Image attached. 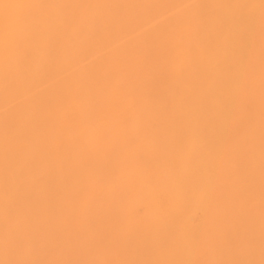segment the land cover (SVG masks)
<instances>
[{
	"label": "bare ground",
	"instance_id": "obj_1",
	"mask_svg": "<svg viewBox=\"0 0 264 264\" xmlns=\"http://www.w3.org/2000/svg\"><path fill=\"white\" fill-rule=\"evenodd\" d=\"M151 129L154 132L157 129L156 132L158 133L156 134L155 132L156 138H154L155 136ZM186 129L189 132V134L187 132L189 139H187L185 133ZM203 129L209 130L207 132H210L211 135L210 133L206 134V130ZM240 129H244L241 131L242 134ZM146 130H149L150 132H147L151 134L147 133ZM159 130H163V132ZM200 130H203L207 137L209 135V137H212V130L217 132V134L214 132L216 135L222 131V135L221 133L219 135L222 140L215 139L214 136L216 135H214L216 142L209 145L211 140L208 137L210 141H207V143L209 142L208 145L210 147L207 145L203 148L205 145L201 147L200 143L202 144L206 141L200 142V139H202L200 136L202 134L205 136V134ZM234 130L240 133L236 134ZM191 132H193V135ZM180 133L181 135L185 133V137L179 138ZM195 133L197 135H199L198 133L201 134L198 136V138L200 137L199 143L198 139H195L197 138V135H194ZM150 135L156 140L161 137L160 141L163 140V144H159L158 140L156 142L160 146H157V143L151 137L152 141H149ZM165 135L168 138L170 136L173 141H171L172 144ZM173 135L174 137L171 138ZM227 135L228 137H231V135L232 137H237L239 135V139L241 137L243 140H246L247 137L245 136H250V140L261 142V148L264 152V0H0V264H106V259L109 258L108 253L110 254V252H103V247H107V245L103 246L106 244L103 240V228L107 229L108 227H105V222L103 223V209L107 206L105 210L114 211L110 210L112 207L107 204L104 205V201L110 199L106 196V193L111 191L108 188L109 181L110 185L113 184L111 185L113 190L110 193L114 197L111 199L113 204H118V201L121 200L125 201L123 200L124 198H117V195L121 194L120 196H123V187H128V190L124 191H130L131 193H129L132 195L133 200L139 202L137 203L138 205L141 203L142 206L146 207V213H142L143 216H140V212L135 211L137 209L134 211L139 217L133 214V220L141 224L140 227L143 226L141 229L145 231L144 229L148 230L153 223L152 227L156 226L155 229L164 226L167 213L163 216L165 221L161 215L164 224H162L163 222H158L159 224L156 222L155 225L154 221H157L158 217H160L159 215L162 213L160 210L163 211V208H165L164 211L167 212L165 206L169 208L174 206L172 203L171 207L166 205L168 203L166 201L174 198L175 201H179L181 204L184 203V205L193 203L197 196L194 190L197 189L199 183H202L201 179L206 176V179L210 178V181L215 176L212 179L213 181L211 180L210 182L218 183L215 186L216 190H214L217 192L218 198L221 201L223 200L221 204L224 207L217 210L216 207L218 208V206H216L214 211H217L216 213H218L217 215L220 218L219 214L221 213L219 211L226 207V211L222 210L223 219L226 220L229 216H227L229 212L228 206H232L234 203L232 202L233 199L237 200L238 198V196L233 198L235 196L234 191L235 193L237 192L233 187L237 184L238 187L244 190L238 189L242 194L248 190L250 191L247 192L248 194L246 193L247 196L250 194L252 196L255 193L256 195L260 193V196H262L264 192L261 190V194V191L256 190L258 186H255L258 183H253L258 179V181L263 183V168H261V171L258 170L257 166H254L257 171H260L257 172L254 169L252 171L251 168L253 166L248 165L250 171L247 168L248 166L245 167L242 161L249 174L247 169H240V171L238 170L239 166H237L239 161L236 163L237 165L233 163V160L236 162L238 160L237 158L234 159V157L231 161L234 165L230 163V166L232 169L236 165L238 171L234 168V170L230 169V166L227 165L229 164L227 158L217 162L223 163V167H227V169L224 167V170H229L228 172L232 177L234 176L233 179L235 181L238 177L241 180L238 179V182L232 180L235 185L230 182L226 185L223 181L224 179H218L223 177L219 173L220 170L218 172L215 169L222 165H218L219 167L216 166L215 168V165L211 166L213 163H210V159L215 162L217 158L215 157V159L213 154L218 152L221 154L222 151L220 149L224 152L225 146L229 142V147H232V149L227 146L225 151L229 152L232 150L230 152L232 153L231 156H233V147L239 141L235 137L237 140L233 141L235 142L234 144L230 138L227 139ZM191 138L197 144L189 142L193 140ZM120 139L123 140L121 141ZM126 139L127 143L125 142L124 144L123 141H126ZM146 139L154 144L147 143ZM128 140L134 142L135 146L134 143L129 144ZM140 140L143 144L141 148L144 149L141 150L142 153L138 152V154L140 153L139 155L143 156L144 160H142L141 156H137L138 154L136 155V151L134 153L136 158L132 155L131 147L134 146L136 148L140 144L138 142ZM183 140V147L181 143L179 144H181V149L186 155L179 149L180 145H178V141L181 142ZM243 140L239 142L245 143V148H243L244 145L237 146L238 143L236 145L237 148L234 149L235 156L239 159L242 158L245 162L247 160L245 164L253 160L254 165H257L255 161L257 160L260 163L264 157L260 161V158L256 157L255 154L252 156V153H250V157L248 154L252 147L251 144L256 143L251 140L248 146L246 145L247 142H242ZM117 141L130 151L126 152L121 149L118 150L120 153H117L112 150L114 143L118 144ZM175 141L176 143H174ZM187 141L189 145L194 143L196 146L193 145L192 148V146L185 145ZM164 143H167L166 146ZM168 143L171 144V147L175 146H173V143L179 146H177V150L180 151H176L178 153L176 154L180 155L178 160H182L180 161L181 163L177 160L179 164H176V162H173V165L171 164L178 157L176 158V155L171 156L173 153L171 152V147L167 148ZM147 145L154 148L160 147L158 148L160 151L151 150L153 148L150 149ZM212 146L213 148L219 146L220 149L218 147V151L215 150L214 153H211L208 150L206 153V148H211ZM164 147L169 150L163 151L161 148ZM199 147L201 148L199 149ZM249 147L250 150L248 149ZM253 147L255 148V146ZM114 148L116 149V147ZM145 148H148L150 153ZM174 148L172 149L173 152L176 150ZM184 148L186 149L184 150ZM187 148L190 150L188 156ZM239 148L248 149L249 151L247 150L246 154L244 150L245 153ZM258 148L255 149L258 150ZM197 149L202 150L201 155L204 153L203 155L206 156V163L203 161L197 162L198 159L195 155L198 153ZM237 149L243 152H241L242 154L240 153L242 157ZM192 151L194 156L191 153ZM143 152L152 155L147 156ZM169 152L172 154H169ZM256 152L254 151V153ZM127 153H129V156H127ZM181 155L183 158H181ZM244 155L248 158L246 159ZM133 156L135 161L141 157L139 159L140 162H137L139 164L134 163ZM192 157L196 158V160L194 159L196 162L194 163L192 160L193 163H190H197L192 171L196 170L195 168L197 167H202L200 171H206L207 173L204 172L205 175L198 172L195 176L193 173L188 172L186 163ZM208 157L210 158L209 163ZM252 157L257 159L250 161ZM187 158L190 160H187ZM105 159H107V162ZM131 162L135 165H132L133 163ZM217 162L215 164H218ZM262 162L264 163V160ZM174 163L180 166L177 167ZM201 163L202 165H200ZM181 164H185L186 172L192 175H189L186 179L188 180L189 178L190 180L188 181L190 183L196 180L195 185L190 187L189 183L182 177L181 172H179L180 174L177 172L178 175H176V170L182 169ZM206 164H211L208 166L210 167L208 170H206ZM167 165L169 166L167 167ZM170 166L176 168L174 173L169 170H173ZM184 167L182 171H185ZM210 169L216 174H211L212 171ZM230 170L234 171V173H231ZM112 172L114 175H112ZM237 172L240 176H238ZM250 172H253L252 175L259 178L257 180H255V177L252 178V175L249 176ZM243 177L246 179L250 177L249 182L247 180V182L242 184ZM110 178L114 180L111 181L112 179L110 180ZM120 179L128 183L120 190L123 194L118 190L120 183L117 184L115 182V180L121 182ZM197 179H199L198 185ZM261 182L259 183L262 184ZM121 183L124 184L123 181ZM222 184L226 185V188ZM199 186L198 188L202 187L204 189L201 188L199 191L208 189V187L205 188L206 186L203 187L204 183ZM193 187L196 189L193 190ZM199 191L197 190V192ZM205 192V197L199 198L202 203L203 199H206L204 201H207V203L202 204L198 201L199 207L202 204L200 210L203 209L205 204H210L214 196V193H212L213 196L211 195V198L207 199L209 195L207 192L209 193V191ZM129 193L127 192V194ZM199 193H197L198 196L200 195ZM247 196H245V199L241 197V200L252 203L250 199L247 200ZM161 197L166 200L165 205L161 203L164 207L160 206V204L157 206L158 202H164L161 201ZM115 198L116 200H114ZM209 199L211 200L209 201ZM258 199L264 200V196ZM133 200L129 199L131 203L128 206L126 201L123 202L126 205H123V203L118 205L129 207L135 204ZM190 200L192 202H188ZM238 201L240 199L236 202L239 203ZM106 202L109 203V201ZM197 204L195 203L196 207H198ZM212 204H214L213 206L216 205L215 202ZM217 204L220 205L219 202ZM258 204L260 205V203ZM211 205H207L206 207L209 209L207 208V210L203 211L212 212L213 208H210ZM257 205L256 210L258 211L260 207H257ZM159 206L162 209L158 208ZM133 208H136V206ZM126 209L129 210L128 208ZM130 209L132 208L130 207ZM210 209L212 211H208ZM247 209L252 210L253 207L249 206ZM235 210L238 211V209ZM261 210L264 212L262 207ZM243 211L246 210L244 209ZM243 211V215L246 214ZM262 211L258 212H260L261 216H264ZM254 212L253 216L255 215L258 221H255V216L253 217L255 222L251 220V216H248L247 219L250 218L249 220L253 223H259L260 226L253 225L258 227V230L261 228L260 232L263 233L264 227L262 225L264 223L261 221L264 218L260 216L261 220L259 214L256 211ZM172 213L174 214V211ZM112 215L110 213V216ZM116 215L111 218L115 220L116 224L117 220H120L118 223L124 225L123 218L120 219L118 217V212ZM171 215H168V217H171ZM130 217L132 216L130 215ZM219 218L217 220L220 222ZM234 218L238 220L237 216ZM234 218L232 219L234 220ZM168 220L171 222L170 219ZM124 222H126L125 218ZM135 222L133 223L135 224ZM113 223L112 221L108 223V225L111 224V230L110 227L108 230H117L114 229ZM191 223L193 222L185 219L182 225L185 228H190L192 227ZM202 224L200 225L202 228L205 226L212 231L211 227L206 226L204 223ZM208 224L210 226L212 223ZM149 225L151 226L148 228ZM246 225L248 224L246 223ZM227 226L226 228L231 229L232 233H228L233 234V241L227 235L226 237L221 236V233L225 235V228L216 229L215 234L209 239L201 235L203 239H206L204 240L205 242H202L204 244V247L201 245L202 250L208 252L209 254H207L217 264H223L221 262L227 261H229V264H233L228 256H237V253H239L240 256H237V258L241 257L242 253L245 254L250 248L248 246L251 240L248 239L250 240H247L248 244L245 242L248 245L247 249L245 246L240 251L241 248L237 245L243 237L237 240V234L240 235L242 230L238 228L240 231L235 233L236 226L234 227L235 230L230 228L232 225L230 227L229 225ZM239 226L242 227L241 225ZM245 226L243 225L244 228H246ZM137 227L139 226L137 225ZM171 227L173 226L171 225ZM214 227L219 226L217 224ZM185 228H182V230ZM244 228L241 235L250 234L249 232L246 233L245 231L247 230L245 229L244 231ZM221 229L225 233L221 232ZM179 230L181 229H178V232H180ZM123 231L120 230V233ZM126 231L124 233H127ZM135 231L140 233L139 230L135 229ZM200 231L204 232L205 235L206 231L203 229H200ZM130 232L132 230H129ZM147 232V234L150 233V231ZM244 232L245 234H243ZM129 233L126 235L129 236ZM143 233L144 235L142 233L134 234V232L130 234L136 235V238H139V236L142 238L146 232ZM153 235H151L152 238ZM178 235L181 236V234ZM194 235L197 238L198 234L197 236L196 234ZM107 236L111 239L113 238L111 233H107ZM253 236L251 238H256L255 235ZM116 238H119V236ZM222 238H228L235 243L230 247L232 244L230 242L227 243V239L224 243ZM114 240H112L114 243L117 241L119 244L128 241L127 239L123 242L121 238H119L120 241L115 238ZM189 240L188 243H186L187 241L183 243L188 245L191 253L195 252L197 247L199 248L200 241L198 242L196 239L195 241L192 238ZM243 240L246 241L245 239ZM256 240L258 242L259 238ZM168 241L172 246L177 244V242L172 244L170 240ZM244 241L242 242L244 243ZM111 242L109 240L107 244L109 245ZM162 242L156 243L155 240V243L154 241L150 242L149 245L147 243L149 253L151 255L154 253L155 256L147 257V251L143 252V256L146 254V256L141 257L143 264L146 263L144 262L146 257L150 263L155 257L157 264H179L177 263L178 261L171 262L172 256L175 258L178 253L177 255L182 258L185 255L182 252H178L176 246L175 248L174 246L169 247V245L164 248V245H160ZM226 243L231 245L228 247V245H225ZM143 244L145 243L143 242ZM197 244L199 245L197 246ZM258 244L260 247H264L263 243L258 242ZM253 245L256 246V244H252L250 249L258 250L257 247H254V249ZM109 247L106 249H109ZM113 247L115 250V246ZM113 247L111 248L112 250ZM124 247L127 250L129 249L124 244H122V248L121 245L116 246V248L123 249L126 252ZM131 248L133 249L132 246ZM184 249L186 251V248ZM115 251L117 252H115L116 254L114 253L112 259L117 264L118 260L114 257L118 259L119 257L116 255L118 253L119 256L120 253L118 250ZM106 252L108 253L106 254ZM164 252H166V258L163 257ZM103 254L108 257L104 256L103 258ZM248 254L247 256H249ZM263 254L262 252L260 255L263 256ZM255 255L253 254L254 257ZM120 256H124V254ZM261 257L259 256L258 258L260 261L263 260L261 261V264H263L264 259L263 257L261 259ZM150 258L153 259L150 260ZM212 258L210 259L212 260ZM127 259L129 260V258ZM247 259L245 260L248 261L249 259ZM123 260L126 261V258ZM145 260L147 261V259ZM191 260L195 264V260ZM235 260L233 261L235 262ZM252 261L249 264H252ZM240 262L242 260L238 261V263ZM197 264H199V261H197Z\"/></svg>",
	"mask_w": 264,
	"mask_h": 264
},
{
	"label": "rangeland",
	"instance_id": "obj_2",
	"mask_svg": "<svg viewBox=\"0 0 264 264\" xmlns=\"http://www.w3.org/2000/svg\"><path fill=\"white\" fill-rule=\"evenodd\" d=\"M198 129H200V128H198ZM151 130H152V129H151ZM163 130H164V129H163ZM163 130H162V131L159 130V131H160V132H163ZM169 130H170V129H169ZM171 130H172V129H171ZM173 130H174V129H173ZM184 130H185V129H184ZM186 130H187V129H186ZM192 130H193V129H192ZM203 130H206V129H203ZM203 130H200V131H202V133H204ZM238 130H239V129H238ZM242 130H244V129H240V132H241ZM245 130L248 132L247 129H245ZM147 131H149V130H146V132H147ZM156 131H157V129L155 130V132H156ZM164 131H166V130H164ZM175 131H176V130H175ZM179 131H180V130H179ZM179 131H177V132H179ZM189 131H191V129H189ZM193 131H195V130H193ZM198 131H199V130H198ZM207 131H209V130H206V131H205L206 134H209L210 132H207ZM210 131H211V129H210ZM216 131H218V130L216 129ZM216 131H215V130H214V131L212 130V132H213L212 137H209V136L211 135V133H210V135L208 136L209 139H210L211 141H212V138H213V141H214L215 139L222 140V139H220V137H219L220 133H221V135H222V131L219 130L220 132H219L218 135H216V134H217ZM225 131H227V130H225ZM234 131H235V130H234ZM246 131H245V132L243 131V132H244V133H247ZM146 132H145V133H146ZM149 132H150V131H149ZM149 132H147V133H149ZM155 132L152 130V133L154 134V136H155ZM187 132H188V130L185 132V133H186V136L189 134V132H188V134H187ZM196 132H197V131H196ZM214 132H216V134H214ZM235 132H236V131H235ZM240 132H236V134H238V133H240ZM145 133H144V134H145ZM157 133H158V132H156V134H157ZM164 133H165V132H164ZM164 133H162V134H164ZM172 133H174V132H172ZM175 133H176V132H175ZM185 133H184V135H181V133H180L179 138L182 137V136L185 137ZM191 133H192V135H193V132H191ZM191 133H190V135H191ZM200 133H201V132H200ZM200 133H198L199 135H197L196 133L194 134L195 136L197 135V138H195V139H196V140L198 139V143H199V138H200V137L202 138V139H200V142L203 141V140H205L206 142H204V141H203V142L206 143V144H204V143L201 144V143H200L201 147H202V145H203V146L205 145V146L203 147V148H205V147L208 145V143H209V142L207 143V141H210V140H208V137L206 136L205 133H204V134H205L206 137H205L202 133H201L202 136H200V135H201ZM149 134H151V133H149ZM149 134H147V135H149ZM166 134H167V132H166ZM169 134H170V133H169ZM177 134H179V133H177ZM182 134H183V133H182ZM241 134H242V132H241ZM159 135H160V134H159ZM174 135H175V134H174ZM174 135H173L171 138H173ZM214 135L218 136V138H216V136H214ZM151 136H152V135H150L149 138H150ZM156 136H157V135H156ZM156 136H155L154 138H156ZM160 136H161V135H160ZM160 136H159V137H160ZM165 136H166V135H165ZM176 136H177V135H176ZM198 136H200V137L198 138ZM213 136L215 137V139H214ZM139 137H141V136H139ZM161 137H162V136H161ZM161 137H160V139H161ZM166 137H167V136H166ZM190 137H192V136H190ZM226 137H228V135H227ZM235 137H236V136H235ZM235 137H234V136L232 137V135H231V137H228L227 139L230 138L232 142L235 141L236 138L239 139V135H238L236 138H235ZM245 137H247V138H246L247 141L241 139V137H240L239 141L243 140L242 142H244V141L247 142L246 145H248V143H249V145H250V141H251L252 139L250 140V138H249L250 136H245ZM253 137H255V136H253ZM129 138H130V137H129ZM129 138H128V139H129ZM137 138H138V137H137ZM141 138H142V137H141ZM141 138H139V139H141ZM143 138H144V137H143ZM145 138H146V134H145ZM149 138H148V139H149ZM151 138H153V137H151ZM151 138H150L149 141H152ZM154 138H153V140H155V143H157V146H160L159 144H163V142H162L163 140L160 141V139H158L159 142H160V143L158 144V142H156V141H158V140H156V139H154ZM177 138H178V136H177ZM204 138H205V139H204ZM206 138H207V139H206ZM221 138H222V136H221ZM223 138H224V137H223ZM124 139H125V138H124ZM164 139H165V137H164ZM167 139L170 140V142L172 141V140L170 139V136H169V138L167 137ZM167 139H166V140H167ZM181 139H183V138H181ZM181 139H179V140H181ZM187 139H189L188 136H187ZM191 139H193V138H191ZM225 139H226V138H225ZM244 139H245V138H244ZM248 139H249V140H248ZM256 139H257V138H256ZM117 140H118V139H117ZM120 140H121V139H120ZM120 140H119V142H120ZM122 140H123V139H122ZM122 140H121V141H122ZM129 140H130V139H129ZM129 140H128L129 144H130V143H131V144L134 143V142L129 141ZM134 140H135V139H134ZM141 140H142V139H141ZM141 140L138 141V142L140 143L139 145L136 144V145H137L136 148L134 147V146H135V143H134V146L131 147L132 152H133L132 155H134L135 151H136V155L138 154V152H141V153H142L141 150H143L144 148H143V149L141 148V147L143 146ZM166 140H164V141H166ZM174 140H175V139H174ZM184 140H186V139H184ZM184 140L181 141V142L178 141V145H180V148H179V149H181V148L183 147ZM236 140H237V139H236ZM149 141L146 139V142H147V143H151V144L153 143V142H149ZM188 141H189V140H188ZM188 141L186 142L187 144H185V145H189ZM211 141H210V144H209V145H211V144H215V142H216V140L214 141V143H213V141H212V143H211ZM223 141H224V140H223ZM223 141H222V142H223ZM239 141H237V144H238V143H239V144H238V145L236 144V145H237V146H240V145L242 146V145H244L243 148H245V143H241V142H239ZM252 141H253V140H252ZM255 141H256V140H255ZM255 141H253V142L256 143V144H253V145L251 144L252 147L250 146V147H251V150H252V148H254L253 146H255V148H258V147H260V148H258V150L254 148L255 150L253 149V150H252L253 152H252V151L250 150V147H249L248 149H249L250 151L247 149V150L249 151V154H248V155L250 156V155H251L250 153H252V156L255 154L256 157L260 158V159H259V161H260V160L264 157V152H263V149L261 148V147H262L261 142H259V143H260V144H259L257 141H256V142H255ZM258 141H259V140H258ZM117 142H118V141H117ZM119 142H118V144H115L116 142L114 143L113 147H116V149H115V148L113 149V147H112V150L116 151L117 153H120L118 150H121V149H124L126 152H129V151H130L126 146H122L123 144H122V143H119ZM123 142H124V144H125V142L127 143V139H126V141H123ZM138 142H137V143H138ZM143 142H144V141H143ZM146 142H145V143H146ZM167 142H168V141H167ZM172 142H173V141H172ZM172 142H171V144H172ZM189 142H195V141H194V139H193V140H191V141H189ZM217 142H218V141H217ZM219 142H220V141H219ZM224 142H225V141H224ZM174 143H176V141H175ZM174 143H173V146L175 145L174 147H177L178 145H176V144H174ZM179 143L182 144V147H181V144H179ZM195 143L197 144V142H195ZM227 143H228V142H227ZM227 143H225V144H227ZM233 143L235 144V142H233ZM141 144H142V145H141ZM153 144H154V143H153ZM164 144H165V143H164ZM166 144H167V143H166ZM166 144H165V146H166ZM168 144H169V143H168ZM171 144H169L167 148L171 147V146H170ZM185 145H184V147H185ZM193 145H195V144L192 143V144H190L189 146H192V148H193ZM209 145H208V146H209ZM219 145H220V144H219ZM223 145H224V144H223ZM231 145H232V144H231ZM236 145H235V146L233 145V146H234V147H233L234 149L237 148ZM249 145H248V146H249ZM256 145H257L258 147H257ZM152 146H153V145H152ZM155 146H156V144H155ZM161 146H162V145H161ZM195 146H196V145H195ZM195 146H194V147H195ZM227 146H228V148H230V147H229V146H230V142H229V144H228ZM227 146H225V147L227 148ZM128 147H129V145H128ZM147 147H149V145H147ZM174 147H171V148H170V149H171V152L173 153V155H171V156H175V155H176V158H177V157H178V158L175 159V160L173 159L174 161L170 160V161H172V163H171L172 165H173V162H176V164H177L178 161H179L178 159L180 158V155H179V156L177 155V154H178L177 152L180 151V150H177L179 146H178L177 148H174ZM186 147H187V146H186ZM197 147H198V146H197ZM201 147H199V149H200ZM209 147H210V146H209ZM209 147L206 148V153L208 152V150H209V152L214 153L215 150H217V148H218L219 146L216 147V148H213V146H212L211 148H209ZM214 147H215V145H214ZM220 147H221V145H220ZM220 147H219V149H220ZM117 148H118V149H117ZM149 148H150V149L153 148V149H151V150H154V149L158 150V148H160V147H155V148H154V147H149ZM167 148L164 147V148H161V149H163V151L169 150V149H167ZM173 148H174V150L176 149L175 152H173V150H172ZM188 148H191V147H188ZM188 148H187V149H188ZM192 148H191V150H193ZM221 148H222V147H221ZM223 148H224V146H223ZM226 148H225V149H226ZM241 148H242V147H241ZM246 148H247V147H246ZM138 149H139V150H138ZM145 149H146V148H145ZM164 149H165V150H164ZM185 149H186V148H184V150H185ZM199 149H197L198 153L195 154V155H196V158L198 159L197 162L199 163V162L203 161V162L206 163V162H207V160H205L206 156L203 155V154H204V153H203L202 155L205 156V157L203 158V156L201 155V151H202V150H199ZM225 149H224V152H223L222 149H220V151H222L221 154H220L219 152H218L219 154H218V153H214V154H213V155H214V158H215V157L217 158V160H215V162H213L214 160H212V159H210V158L208 157V163H209V159H210V163H213L212 165H211V164H209V165H211V166L215 165V168H216V166H218V165L221 166V165L223 164V163H218V162H217L218 160H222V159H224V158H227L228 161H227V159H225V160L229 163V164L226 163V164L229 165V166H230L231 164H233V163L236 164V163H238V161H239L238 165L236 164L237 166L240 167V168L238 167V170H240V169H244V170H246L247 168L249 169V166H251V167L253 166V168L250 167V168L252 169V171H253V169H254L255 171H257V168L255 169V167H254V166H257V167H258V170H261V168H263L262 170L264 171V163L262 162L264 159L259 163V162H257V160H256L257 158H256V157H255L256 159H254V157H252V158L250 159V161H251L252 159H254V161L256 160L255 163H257V165H254L253 160H252L250 163L245 164V163L247 162V160H246V162H245L244 160H242V158L239 159L238 157H236V156H235L236 154H235V152H234V151H235L234 149H233V153H234L233 156H231L232 153L230 152V151H232V150H230V151L228 150L229 152H227V150L225 151ZM230 149H232V147H231ZM239 149H240V148H239ZM146 150H148V148H147ZM156 150H154V151H156ZM182 150H183V149H181V151H182ZM194 150H195V149H194ZM237 150H238V149H237ZM240 150H242V151L244 150L245 152L247 151V150H245V149H240ZM259 150H260V151H259ZM261 150H262V151H261ZM125 151H124V152H125ZM148 151H149V153H150V150H148ZM159 151H160V150H158V152H159ZM176 151H177V152H176ZM187 151H188V152H187V156H188L190 150L188 149ZM197 151H196V152H197ZM199 151H200V153H199ZM217 151H218V150H217ZM238 151H239V150H238ZM238 151H237V152H238ZM242 151H241V152H242ZM244 151H243V152H244ZM254 151H257V152L254 153ZM121 152H122V151H121ZM132 152H131V153H132ZM146 152H147V151H146ZM151 152H152V151H151ZM182 152H184V151H182ZM196 152H195V153H196ZM204 152H205V151H204ZM237 152H236V153H237ZM241 152L239 151L238 153L240 154ZM243 152H242V153H243ZM245 152H244V153H245ZM144 153H145V152H143V154H144ZM149 153H148V154L145 153V154H146L147 156H151L152 154L149 155ZM160 153H161V152H160ZM166 153H167V152H166ZM172 153L169 152V154H172ZM176 153H177V154H176ZM191 153H192V155L194 156V154H193L194 152L192 151ZM191 153H190V154H191ZM222 153H223V155H222ZM238 153H237V156H238ZM242 153H241V154H242ZM128 154H129V153H127V156H129ZM139 154H140V153H139ZM139 154H138L137 156H141V155H139ZM184 154L186 155L185 152H184ZM241 154H240V156L242 157ZM246 154H247V152H246ZM130 155H131V154H130ZM165 155H166V154H165ZM185 155H184V156H185ZM208 155H209V153H208ZM208 155H207V156H208ZM213 155H212V156H213ZM219 155H220V156H219ZM248 155H247V156H248ZM134 156H135V155H134ZM134 156L132 157L133 160L136 158V156H135V158H134ZM166 156H167V155H166ZM171 156H170V157H171ZM181 156H182V155H181ZM187 156H186V157H187ZM244 156H245V155H244ZM107 157H108V156H107ZM141 157L143 158L142 160H144V157H143V156H141ZM141 157H140V158H141ZM186 157H185V158H186ZM233 157H234V159H235V158L238 159V160L236 159L237 162L234 161V160H233V163L231 162L232 159H233ZM245 157H246V156H245ZM245 157H243V158H245ZM250 157H251V156H250ZM129 158H130V157H129ZM140 158H139V159H140ZM181 158H183V156H182ZM189 158H190V157H189ZM189 158H187V160H190ZM192 158H193V157H192ZM192 158H191L190 161H188V163H186V165H188V166H187V168H188V172H189V173H193L195 176L198 174V172H199V173H204V172H206V171H204V170H203V172L200 171L202 167H201V168H199V167L195 168V169L197 170V172H195L196 170L192 171L193 168H194V165L197 164V163H196V164H192V163H193L192 160H193V161H194V159L196 160V158H193V159H192ZM211 158H212V157H211ZM216 158H215V159H216ZM247 158H248V157H246V159H247ZM139 159H137L136 161L134 160V161H135L134 163L139 164V163H137V162L139 161ZM229 159H231V160H229ZM177 160H178V161H177ZM187 160L185 161V159H184L185 162H187ZM211 160H212V162H211ZM105 161L107 162V159H105ZM131 161H132V160H131ZM180 161H182V160H180ZM180 161H179V162H180ZM184 161H183V163H184ZM242 161H243L245 167L248 166V165H249V166H248L247 168H245L244 165L242 164ZM248 161H249V160H248ZM139 162H140V161H139ZM142 162L144 163V161H142ZM142 162H141V163H142ZM168 162H169V161H168ZM168 162H167V164H168ZM190 162H192V163H190ZM195 162H196V161H194V163H195ZM216 162H217L218 164H215ZM219 162H222V161H219ZM252 162H253V163H252ZM131 163H133V162H131ZM131 163H130V164H131ZM134 163H133L132 165H135ZM143 163H142V164H143ZM145 163H146V162H145ZM180 163H181V162H180ZM183 163H182V164H183ZM208 163H207V164H208ZM230 163H231V164H230ZM240 163H241V164H240ZM174 164H175V163H174ZM176 164H175V166H177V167L180 166V165L178 166V165H176ZM178 164H179V163H178ZM182 164H181V168L183 169V167L185 166V167H184V170H185V171H182V169H179V168H178L180 171H179V170H178V171L176 170V173H177V172H178V173L181 172L182 177L185 179V181H186L187 183H189L188 185L191 187V186H193V185L196 184V182H195L196 180L193 181L192 183H190V182L188 181V180H190V179H189V178H188V180L186 179V177H189V175H191V174H188V172H186V170H187L186 165H185V164L182 165ZM191 164H192V166H191ZM207 164H206V165H207ZM234 164H233V165H234ZM252 164H253V165H252ZM148 165H149V164H148ZM189 165H190V167H189ZM198 165H199V164H198ZM200 165H202V163H201ZM209 165H207V167H208ZM224 165H225V163H224ZM236 165H235V167H236ZM241 165H242V168H241ZM259 165H260V167H259ZM168 166H169V165H167V167H168ZM219 166H218V167H219ZM207 167H206V170H208V169L210 168V167H208V168H207ZM222 167H223V165H222L221 167H219L220 169H219V168H218V169H217V168L215 169V170H218V172H219V170H220L219 173H221L220 175H222V177H223V178L219 177L218 179H220V180H223V179H224L223 181H224V183H225L226 185H227V183H229V182H230V183H233V184L235 185V183L233 182V181H235V180L233 179L234 176L232 177V175H230V173L228 172L229 170H227V171L224 170V169H225L224 167H226V166H224L223 168H222ZM235 167H233V168H234L236 171H238V170H237V167H236V168H235ZM170 168H173V167L170 166ZM212 168H213V167H212ZM221 168H222V169H221ZM233 168H232V169H233ZM174 169H176V168L174 167L173 170H174ZM226 169H227V167H226ZM230 169H231V166H230ZM232 169H231V170H232ZM234 169H233V170H234ZM248 169H247V172H248ZM169 170H170L171 172H173V173L175 172V170H174V171H173L172 169H169ZM210 170H211V169H210ZM231 170H230V171H231ZM244 170H242V171L245 173ZM249 170H250V169H249ZM262 170H261V171H262ZM111 171H112V170H111ZM111 171H110V172H111ZM211 171H212L211 174H216V173H213V172H214L213 170H211ZM225 171H226V172H225ZM240 171H241V170H240ZM240 171H239V173H240ZM250 171H251V170H250ZM208 172H209V171H208ZM257 172H260V171H257ZM108 173H109V171H108ZM176 173H175V174H176ZM178 173H177L176 175H178ZM186 173H187V174H186ZM206 173H207V172H206ZM228 173H229V175H228ZM231 173H234V171H231ZM244 173H242V174H244ZM252 173H253V172H252ZM252 173L250 172V175H249V176H251ZM263 173H264V172H263ZM179 174H180V173H179ZM235 174H236V173H235ZM235 174H234V175H235ZM237 174H238V172H237ZM248 174H249V172H248ZM260 174H261V173H260ZM112 175H114L113 172H112ZM199 175H200V174H199ZM204 175H205V173H204ZM246 175H247V174H246ZM257 175H258V173H257ZM261 175H262V174H261ZM191 176H192V175H191ZM218 176H219V175H218ZM227 176H229V177H231V178H229V177H227ZM235 176H237V175H235ZM238 176H240V174H238ZM202 177H203V176H202ZM210 177H211V176H210ZM214 177H215V176H213L212 179H213ZM241 177H242V176H241ZM253 177H255V176L252 175V178H253ZM256 177H257V176H256ZM256 177H255V180H257V179L259 178V177H258V178H256ZM260 177H261V176H260ZM112 178H114V176H112ZM112 178H110V180H111ZM192 178H193V177H192ZM195 178H196V177H195ZM198 178H199V177H198ZM236 178H237V177H236ZM236 178H235V179H236ZM252 178H251V179H252ZM193 179H194V178H193ZM199 179H201V178H199ZM199 179H197V185H198V183H199ZM209 179H210V178H209ZM209 179H206V176H204V177L201 179V181H202V183H204V186H203V187L206 186L205 188L208 187V189H209L210 187H214V188H212L213 190L210 188L209 190L206 189L205 191H209V193L207 192V194H209L208 197H207V199H208V198H211L212 193H214V196H215V197L212 195L213 198H214V199L212 198V200H213V201L215 200V201H214L215 204H216L215 206H213L214 204L211 205V203H214V202H213L211 199H209V201L211 200L212 202L210 201V204H209V203H208V204H205L204 207H203V209L200 210V209L202 208L201 205L204 204L205 202L207 203V201H204V200H206V199H203V203H202V202H201L202 200H200V198H199V197L204 198L205 195H206V194H205L206 192L203 191L204 189H203L202 187H201V188H202L203 190L199 191V189H201V188H198V186L202 184V183H201V184L199 183V185L197 186V189L195 188L196 186L192 188L193 190L196 189V190H194V192L196 193L197 196H198L197 193H199V192L202 193V192H203V194L199 193L201 196L199 195L198 197H197V196L195 197L197 201H196V200H194V201H196V202L193 201V199H195V198H193V199H192L193 203H187V202H186L187 204L184 205V203L181 204V202H179V201H175L174 198H170V201H166L165 199H163V198L161 197V198H160L161 201H164V202H160V203L158 202V203H157V206H158V204H160V206H161L162 204H164V203L166 204V202H168L166 205H169V206L171 207V205L174 204V206H172V207H175L176 209H175V208H172V207L169 208L168 206H165L167 212L164 211L165 208H163V211H164V212H163L162 210H160L162 213H160V215H159L160 217H158V220H159V221H158V220H157V221H154V222H155V225H156V222H157V224H159L158 222H163L162 219H163V220L165 219V218L163 217V216H165V213H167L168 215L172 214V215H171L172 218H171V217H168V215L166 214L167 217H166L165 220H166L167 224H166V222H165V224H164V222L162 223V224H164L165 227H164V226H163V227L161 226V228L158 227V229H155L156 226H155V227H152V226L154 225V223H153L152 226H151V225L148 226V228L151 226L148 230H147V229H144L145 231H143V229H141V228H143V226L140 227L141 224H138V223H136V222L133 220V217L137 215L136 212H140V213H141L140 216H143V214L146 213V211H145V210H146V209H145L146 207L142 206L141 203L138 205L137 203H139V202L133 200L132 195L130 194V193H131L130 191H124V190H128V187H127V188H126V187H123V186L128 185V183H126V181H124L123 179H120V181H121V182L123 181L125 185L122 184L121 182L115 180V182H116L117 184L120 183V185H119V189H118L119 192H121L120 190H121L122 187L124 188L123 191H122L124 194L121 192V193L123 194V196H120V195H121V194H120V195H117V198H118V197H120V198H122V199L124 198L123 200H125V201L127 202V203H126L127 206H128L129 203H131V202L129 201V199H132V200L134 201V203L136 204V205L134 204V205H132V206H133V207L136 206V208H133L131 205H130L129 207H127V206H123V205H126L125 203H123V202H125V201H122V200H121V201H118V199H117V201L119 202L118 204H122V203H123V205H118V204L116 203L117 201L114 202V203H116V204H113V203L111 202V199L114 198V197L111 196V194H110L111 191L113 190V189L111 188V185H113V184L110 185V184H109L110 181H109V182H108V185H109L108 188H109L111 191L107 192V193H106V196H107V198L109 197L110 199H107V200H106V201H109V203H107L106 201H104V205L107 204L109 207H112V208H113V209L110 208V210H114V211H107V210H105V209L107 208V206H106V208H105V206H104L105 209H103V215H104V216H103V223L105 222V223H104V224L106 225L105 227H107V226H108V227H107V229H104V228H103V232H104V233H103V240H104L105 243H106V244H104V241H103V244H104L103 246L107 245L106 248H108V246H110L109 249H111L113 246H115V250H118L119 253H120V255H123V254H124V256H120V255L118 256V253H117L116 256L120 258V261H119V258L117 259L116 257H114L116 260H118V261H117V262H118L117 264H123V263H124V264H143V262H142L143 259H142L141 257L146 256L147 253H148L147 257L154 255V253H152V255H151V253H149L150 251H149V249H148V248H149L148 245H149L150 242L154 241V243H155V240H156V243H159V242H162V241H163L162 243H160V245H162V246L164 245L163 247H164V248H165V247L167 248L169 245H170L169 247L172 246L171 244L168 243V242H169L168 240H170V243H172V244H175V242H177V244L179 243L178 245L176 244V245H173V246H174V247L176 246V247L178 248V249H177L178 252H182V253L185 255V256L182 257V258L179 257V256L177 255L178 253L176 254V257H175V258H174V256H172V258H171V262H172V263L175 262V261H176V262L178 261L177 263H179V264H182V262H183V264H187V263H188V264H189V263H190V264H194V263H193V260H191V259H194V260H195V264H197V261H199V264H210V263L212 264V262H213V264H214V263L217 264L215 261H213V258L210 257V256L208 255V254H209L208 252L202 250V249H203L202 246L204 247V244H203L202 242H203L204 240H206V239H203V237H206V238L208 237V239H209L210 237H212V236L215 234V230H216V229L225 228L224 230L226 231L227 234L225 233L224 230L221 229V230H222L221 232H224V233H225V235H222L223 233H221V236H225V237H226V235H227V236L230 238V240L233 241V237H232L233 234H230V233H232V232H231V229L229 230V228H226V226L229 225V227H230V225H232V227H230V228H232L233 230H235L234 227L236 226V227H237L236 230H235V233H236L237 231L239 232L240 230H242L241 232H243V228H244L243 225L245 226V224L247 223L249 226L246 225V226H245L246 228H244V231H245V229H246L247 231H245V232H246V233L249 232L250 234L247 233L245 236H244V235L242 236V235H241V232H240V235H241V236H240L239 234H237V236H238V237L236 236V237L238 238L237 240H240L241 237H243V239L246 240V241H244V240L241 238V240L238 242L239 244H238L237 246H239V248H241L240 251L242 250V247H245V246H246V249H247V246H248V245H246V243H247V240L250 239L251 241L248 240V241H250L248 247L252 248V244H256V246L253 245V248H254V247H255V248L257 247L259 251H258L257 249H255V248H254L255 250L249 248V249L247 250V251H248V252H247L246 249H245V251H246L247 254H248L249 252H251V253L248 254L249 256H247L246 253H245V254L242 253V252L244 251V249H243V251L241 252V253H242L241 257H238V258H237V256H240L239 253H237V254H238L237 256H236V255L228 256V257H229V260H231L230 262H232L233 264H246V263L249 264V262H251L252 260H253V261H252V264H253V262H255L254 264H257V263H258V264H261V261H263V260L260 261V259H259L258 257H259V256H260V257L262 256V255H260V254H262V252L264 253V247L262 246V244H261L262 247H260V245H259L260 243L258 244V242H261V243H263V245H264V241H263V240H264V239H263V236H264V235H262L264 232H263V233L260 232V231H261V228H260V230H258L259 228H258V227H254L255 225H253V224H256V225L260 226L259 223H253L252 221L249 220L250 218L247 219V217H248V216H249V217L251 216V220H253V217L255 216V215L253 216V214H255L254 211H256V213L259 214L260 212H258V211H262V210H261V207H262V209H264V207H263V206H264V200H263V199H258V198H262V196H264V192H263V194H262V191H264V187H263V186H264V184H263V183H264V179H263V177H262V179H263V183H262L261 181H258L259 179L257 180L258 182H257V181H256V182H253V181H254L253 179H252L253 181H251V182H253V183H255V184H257V183L259 184V185L257 184L255 187L258 186L256 190H259V192L262 190V191H261L262 196H260V193H259V192H258L259 194H257V195H256V193H255V194L252 193V194H254V195H256V196H260V197H256V196L254 197V195L251 196V194L247 196V194H248L247 192H248L249 190H248L247 192H244V194H242L241 191H238V189H241V190H242V188L238 187V184H237L235 187H233L234 190H236V191L240 194V195H239L237 192L235 193V191H234V195H235V196H234L233 198H235L236 196H238V198L240 199V201H243V202L238 201L239 203H237L236 201L239 200V199H238V198H237V200H236V199H233V201H232V202H234L233 205H232V206H228V207H229V209H228L229 212H228L227 216H228V215H229V216H228V218H227L226 220L223 219V214H222V213H223L222 210H224V211L227 210L226 207H225L224 209H221V211H219V213H221V214H219L220 218H219L218 215H217L218 213H216L217 211H216V210L214 211V208H215L216 206H218V208L216 207L217 210L220 209V208H222V207H224V206H222V204H221L223 200L221 201L220 198H218V196H217L218 194H217V192L215 191V190H216L215 186H217L216 184H218V183H217V182H216V183H215V182L211 183L210 181H211L212 179H211L210 181H209ZM215 179L217 180V178H215ZM228 179H229V180H228ZM238 179H240V178L238 177ZM238 179H237V180H238ZM245 179H246V178L243 177V179H242L243 182L241 181L242 184H244V182H247V180H248V182H249L250 177L247 178L246 180H245ZM113 180H114V179H112L111 181H113ZM232 180H233V181H232ZM237 180H236L235 182H238ZM240 180H241V179H240ZM240 180H239V181H240ZM212 181H213V180H212ZM225 181H226V182H225ZM231 181H232V182H231ZM219 182H220V181H219ZM221 182H222V181H221ZM251 182H250V183H251ZM259 182H261L263 185L260 184ZM116 183H115V184H116ZM214 183H215V184H214ZM222 183H223V182H222ZM250 183H248V185H250ZM117 184H116V185H117ZM121 184H122V185H121ZM219 184H220V183H219ZM251 184H252V183H251ZM255 184H254V185H255ZM222 185H223V184H222ZM226 185H225V186H226ZM228 185H229V184H228ZM231 185H232V184H231ZM254 185H252V186H254ZM120 186H121V187H120ZM225 186L223 185V187H225ZM239 186H240V185H239ZM241 186H242V185H241ZM246 186H247V183H246V185H245V187H244L245 189H246ZM117 187H118V185H117ZM199 187H200V186H199ZM228 187H229V186H228ZM228 187H227V188H228ZM237 187H238V188H237ZM129 188H130V187H129ZM225 188H226V187H225ZM214 189H215V190H214ZM254 189H255V188H254ZM254 189H253V190H254ZM116 190H117V189H116ZM197 190H198L199 192H197ZM250 190H251V189H250ZM253 190H252V192L255 191V190H254V191H253ZM242 191H244V190H242ZM125 192H126V193H125ZM127 192H128V193L130 192V193L127 194ZM240 192H241V193H240ZM249 192H250V191H249ZM115 193H116V191H115ZM210 193H211V194H210ZM246 193H247V194H246ZM116 194H117V193H116ZM112 195H113V192H112ZM130 195H131V196H130ZM245 196H247V200L250 199V201H251L252 203H255V204H252V203H250V202H248V201H246V200H241V197H243V198L245 199ZM219 197H221V196H219ZM105 198H106V197H105ZM125 198H126V199H125ZM222 198H223V197H222ZM222 198H221V199H222ZM243 198H242V199H243ZM256 198H257V199H256ZM162 199H163V200H162ZM114 200H116V198H115ZM119 200H120V199H119ZM171 200H172L173 202H172ZM219 200H220V201H219ZM158 201H160V200H158ZM165 201H166V202H165ZM192 201L190 200V201H188V202H192ZM198 201H200V202L202 203V204L200 205V207H199V205H198V204H199ZM209 201H208V202H209ZM244 201H246V202H244ZM218 202L220 203L221 206H220L219 204H217ZM161 203H162V204H161ZM169 203H170V204H169ZM171 203H172V204H171ZM195 203H196V204L198 203V204H197L198 207L195 206ZM247 203H250V204H247ZM257 203H260V205H261V203H263V204H262V206H260V205L258 204V205H259V206H258ZM165 204H164V205H165ZM239 204H240V205H239ZM183 205H184V206H183ZM207 205H211V206H212V207L210 206V208H213V209H212L213 211H212L211 209L208 210V211H212V212H210V213L208 212V213H207V211H205V212H206V213H205V212L203 211V210H207V208H208V207H206ZM238 205L240 206V208H238V207H239ZM241 205H243V206H241ZM256 205H257V207H260V209L258 208V211L256 210ZM157 206H155V207H157ZM160 206H159L158 208H161V209H162V207H164L163 205H162V207H160ZM182 206H183V207H182ZM219 206H220V207H219ZM249 206H252L253 209H255V210L252 211L253 209H252V210L247 209ZM121 207H122V208H121ZM123 207H124V209H123ZM130 207H131L133 210L130 209ZM152 207H153V206H152ZM167 207L169 208V211H168V208H167ZM195 207H196V208H195ZM228 207H227V208H228ZM254 207H255V208H254ZM118 208L120 209V211H118V210H119ZM126 208H128L129 210H127ZM141 208H142V209H141ZM178 208H179V210H178ZM184 208H185V209H184ZM205 208H206V209H205ZM243 208H244L246 211H243V210H244ZM116 209H117V212L119 213V216H118V217H120V219L123 218L122 221H123L124 225H123L122 223H121V224L118 223L120 220H117L118 222L116 221V222H117V224H116V223H115V220H114L113 218H111V217H115L114 215L117 214ZM125 209H126V210H125ZM135 209H137V210H135ZM170 209H173V210H171V211H172V212L174 211V214H175V215L170 211ZM183 209L186 210V211H184ZM208 209H209V208H208ZM234 209H238V211H237V210L234 211ZM241 209H243V210H241ZM121 210H122L123 212H122ZM124 210H125V211H124ZM130 210H132V211H130ZM134 210H135L136 212H135ZM187 210H188V211H187ZM192 210H193V211H192ZM247 210H248V211H247ZM249 210H250V211H249ZM129 211H130V212H129ZM133 211H134V212H133ZM191 211H192V212H191ZM200 211H201V213H200ZM242 211H243V212H246V214L243 215ZM124 212H125V213H124ZM126 212H127V213H126ZM131 212H132V213H131ZM169 212H170V214H169ZM202 212H203V213H202ZM250 212H251V213L253 212L252 215H251ZM108 213H109V214H108ZM110 213L113 214V215L110 216ZM114 213H115V214H114ZM121 213H124V214H121ZM130 213H131V214H130ZM140 213H139V214H140ZM142 213H143V214H142ZM176 213H177V214H176ZM186 213H188V214H186ZM189 213H190V214H189ZM248 213H250V214H248ZM262 213H263V215H264V212H263V211H262ZM262 213H261V214H262ZM125 214H126V215H125ZM133 214H135V215L133 216ZM209 214H210V215H209ZM230 214H231L232 216H231ZM124 215H125V217H124ZM130 215H131L132 217H130ZM145 215H146V214H145ZM161 215H162V219H161ZM176 215H177V216L179 215L180 217H179V216L177 217ZM191 215H192V216H191ZM204 215H206V216H204ZM212 215H213V216H212ZM234 215H235V216H234ZM238 215H239V216H238ZM182 216H183V217H182ZM184 216H185V218H184ZM203 216H204L205 218H204ZM208 216H209V217H208ZM216 216H217V217H216ZM230 216H231V217H230ZM236 216H237L238 220H237L236 218H234V217H236ZM260 216H261V215L259 214V218H260ZM137 217H139V215H137ZM144 217H145V216H144ZM181 217H182V218H181ZM186 217H187V218H186ZM206 217H208V218H206ZM212 217H213V219H212ZM261 217L264 218V216H261ZM116 218H117V215H116ZM124 218L126 219V222H124ZM129 218H130V219H129ZM131 218H132V219H131ZM192 218H193V219H192ZM210 218H211V219H210ZM217 218L220 219V222H221L222 226H224V227L221 226V224H220V222L217 220ZM221 218H222V220H221ZM232 218H234V220H233ZM240 218H241V220H239ZM259 218H258V219H259ZM167 219H170L171 222H169V220L167 221ZM185 219H188L190 222H193V223H191L192 227H190V228L188 227L191 231H190L188 228L183 227L182 222H183V220H185ZM194 219H195V220H194ZM206 219H208V220H206ZM256 219H257V217L255 216V221L257 222L258 220H256ZM260 219H261V218H260ZM260 219H259V220H260ZM108 220H109V222L112 221V222L115 223V225H114V223H113V226H115L114 229H117V230L114 231V230L112 229V231H110V230H111V226H110L111 224L108 225V223H109ZM131 220H132V221H131ZM160 220H161V221H160ZM165 220H164V221H165ZM210 220H211V221H210ZM212 220L215 221V222H213ZM224 220H225V221H224ZM236 220H237V221H236ZM242 220H243V221H242ZM247 220H248L250 223H252V225H250V223H249ZM261 220H262V219H261ZM122 221H121V222H122ZM180 221H182V222H180ZM209 221H210V222H209ZM231 221H232V222H231ZM241 221H242L243 223H242ZM246 221H247V222H246ZM253 221H254V220H253ZM255 221H254V222H255ZM131 222H132V223H131ZM133 222H135V224H134ZM196 222H198V223H196ZM201 222L204 223L206 226L211 227V228H212V231L209 230L210 228H207V227H205V226L202 228L203 224H202ZM207 222L210 223V224L212 223V224L209 226V224H208ZM217 222H218V223H217ZM223 222H224V223H223ZM261 222L264 223V220H262ZM180 223H181V225H180ZM195 223H196V224H195ZM199 223H200V224H199ZM227 223H228V224H227ZM230 223H231V224H230ZM104 224H103V225H104ZM169 224H170V226H169ZM197 224H198V228H197ZM201 224H202V226H200ZM213 224H215V225H213ZM217 224H218L219 227H214V226H217ZM219 224H220V225H219ZM137 225H138L139 227H137ZM160 225H161V224H160ZM160 225H157V226H160ZM171 225H172L173 227H171ZM225 225H226V226H225ZM239 225H241L242 227H240ZM261 225H262V223H261ZM168 226H169V229H168ZM179 226H180V227L182 226V227L180 228ZM195 226H196V227H195ZM220 226H221V227H220ZM238 226H239V227H238ZM262 226L264 227V224H263ZM262 226H261V227H262ZM109 227H110V230H108ZM227 227H228V226H227ZM247 227H248V228H247ZM122 228H124L125 230L122 229ZM137 228H140L141 230H140V229H137ZM170 228H173V229H170ZM177 228H178V229H181V230H179L180 232H178V229H177ZM182 228H185V229L182 230ZM199 228H200L201 230L203 229L204 231H206L205 235H204V232H201ZM238 228H240V230H239ZM254 228H255L256 230H258L259 232L256 231ZM257 228H258V229H257ZM135 229H136L137 231L139 230V232L142 233L143 235H144L143 232H146V234H147V233H148L147 231H150V233H152L151 235H153V233H155V231H156L157 234L155 233L156 235L154 234V235H153V238H152V236L150 235V233L147 234V236H146V234H145V236L141 235V236H143V237H142L143 239L140 238V236H139V238H136V237H137L136 235H131L133 232H134V234H140V233H137V232L135 231ZM154 229H155V231H154ZM160 229H161V231H160ZM167 229H168V230H167ZM176 229H177V230H176ZM197 229H198V230H197ZM226 229H227V230H226ZM118 230H119V231H118ZM120 230H121V231H123V230H124V231L128 230V231H126L127 233H129V230H130V231L132 230V232H130L131 234H130V233L128 234L130 237L127 236V235H126L127 233H124V231L120 233ZM157 230H158V231H157ZM185 230H186V231H185ZM213 230H214V231H213ZM228 230H229V231H228ZM254 230H255V231H254ZM262 230H263V229H262ZM106 231H107V233H109V234L111 233V234L113 235V236H112V237H113L112 239L108 237L109 235L107 236ZM113 231H114V232H113ZM116 231H118V232H116ZM166 231H167V232H166ZM168 231H169V232H168ZM172 231H175V232H172ZM176 231H177V232H176ZM193 231H194V232H193ZM171 232H172L173 234H172ZM196 232H197V233H196ZM228 232H230V233H228ZM238 232H237V233H238ZM245 232H244L243 234H245ZM257 232L260 233V234H258ZM167 233H169V234L167 235ZM175 233H176V235H175ZM184 233H185V235H184ZM193 233L196 234V236H197V234H198L197 238L194 237L195 235H194ZM202 233H203V234H202ZM207 233H208L209 236H208V235L206 236ZM160 234H161V235H160ZM171 234H172V235H171ZM178 234H181V236L178 235ZM191 234H193V235H192L193 237L190 236ZM157 235H158V237L156 238ZM170 235H171V237H170ZM177 235H178V236H177ZM186 235H187V236H186ZM188 235H189V236H188ZM201 235H203V237H201ZM249 235H250V237H249ZM253 235H255L256 238H253V237H254ZM118 236H119V238H121V240L123 239V240H122L123 242H124V240L126 241V240L128 239V241H126V242H124V243H121V244H119V242L116 241L119 245H121V248H122V244H124L126 247L129 248V249H128L129 251H128V250L125 249V247H124V250H126L127 253H126L125 251H123V249H121V250H122V251H121L119 248H116V246L118 247L119 245H118L116 242L114 243V242L112 241V240H114V238H115L116 240H119V238H116V237H118ZM120 236H122V237H120ZM135 236H136V237H135ZM148 236H149L150 238H149ZM172 236H174V237H173L174 239L172 238ZM175 236H176V238H175ZM179 236H180V238H179ZM184 236H186V237H188V238H186V237H184ZM239 236H240V237H239ZM247 236H248V238L246 239ZM251 236H253V237H252L253 240H252ZM107 237H108V239L110 240V242H111V241L113 242V244H112V242L110 243L111 245H110V244H109V245L107 244V243H109V240L106 239ZM146 237H147V238H146ZM177 237H178V238H177ZM257 237L259 238V241H258V242H257V240H256V239H258ZM145 238H146V240H145ZM155 238H156V239H155ZM183 238H185L186 240L183 239ZM191 238L194 239V240L196 239L198 242L200 241V242H199L200 245L197 244V246L199 245V248H200V249L197 247V249H196L197 251L195 250L196 253H195V252H192V253H191V252L189 251V249H188V245L186 244V243H188V242L190 241L189 239H191ZM199 238H200V240H199ZM223 238H224V237H223ZM223 238H222V241H223L224 243L226 242L225 240L227 239V241H228L227 243L230 242V243L232 244V245H231V244H227V243H226L225 245H226V246L228 245V247H229L230 245H231L230 247H232L233 244L235 243V242L230 241L228 238H225V239H223ZM260 238H262V239H260ZM150 239H151V240H150ZM158 239H159V240H158ZM166 239H167V240H166ZM132 240H133L134 242H133ZM149 240H150V242H148ZM183 240H184V241H183ZM196 240H195V241H196ZM260 240H261V241H260ZM114 241H115V240H114ZM119 241H120V240H119ZM145 241H146V242H145ZM166 241H167V242H166ZM181 241H182V242H181ZM186 241H187V242H186ZM191 241H193V240H191ZM242 241H244V243H243ZM127 242H129L131 245H130L129 243H127ZM143 242H144L145 244H143ZM183 242H186V243H183ZM204 242H205V241H204ZM245 242H246V243H245ZM132 243H133V244H132ZM135 243H136V244H135ZM147 243H148V245H147ZM167 243H168V244H167ZM251 243H252V244H251ZM114 244H115V245H114ZM138 244H139V245H138ZM140 244H141V245H140ZM244 244H245V245H244ZM247 244H248V243H247ZM250 244H251V245H250ZM112 245H113V246H112ZM137 245H138V247H140V246H141V247L138 249ZM201 245H202V246H201ZM131 246L133 247V249L131 248ZM134 246H135V248H134ZM146 246H148V247H146ZM173 246H172V247H173ZM186 246H187V247H186ZM200 246H201V247H200ZM237 246H236V248H237ZM176 247H175V248H176ZM106 248L103 247V252L108 251V252H110V254H111V256H110V254H109L108 252H106V254L108 253V256H109L108 259L105 258V259L107 260V263L109 262V264H111V263H112V264H116V263H114L115 260L113 261L112 258H113V256H114V253L117 252V251L114 250V247H113V250L111 249L112 251L109 250V249H106ZM145 248H146L147 250H146ZM183 248H186V251H185V249L183 250ZM260 248H261V249H260ZM104 249H105V250H104ZM135 250H136V251H135ZM140 250H141V251H140ZM198 250H199V251H198ZM256 250H257V251H256ZM145 251H147V252H146V254H144V256H143V252L145 253ZM164 251H165V250H164ZM201 251H202V253H201ZM238 251H239V250H238ZM238 251H237V252H238ZM252 251H253V252H252ZM260 251H261V253H260ZM132 252H133V255H135V256L132 255ZM205 252H206V254H205ZM122 253H123V254H122ZM134 253H135V254H134ZM138 253H139V255H138ZM200 253L202 254L203 257L200 256V255H201ZM207 253H208V254H207ZM115 254H116V253H115ZM141 254H142V256H141ZM192 254H193V255H192ZM195 254H196V256H194ZM253 254H254V255L256 254L255 257L253 256ZM257 254H258L259 256H258ZM129 255H131L132 257H131V256L129 257ZM165 255H166V252H164V255H163L164 258L167 257V255H166V256H165ZM250 255H251V256H250ZM104 256L106 257L107 255H104V254H103V258H104ZM108 256H107V257H108ZM154 256H155V255H154ZM206 256H207V257H206ZM235 256H236L237 259L235 258ZM245 256H246V257H245ZM256 256H257V257H256ZM147 257L145 258V259H147V261L144 259V262H146L145 264H157V263H156L157 260L155 259V257H153L154 259L152 258V259H153V261H151L152 263H150V261L148 260ZM185 257H186V258H185ZM262 257H263V259H264V254H263ZM262 257H261V259H262ZM124 258H126V261L123 260ZM127 258H129V260H128ZM130 258H131V259H130ZM134 258H136V259H134ZM187 258H188V259L191 258V259L188 260ZM206 258H207V259H206ZM210 258H212V260H211ZM234 258H235L236 260H235ZM247 258H248L249 260H251V261H249ZM255 258H257V259H255ZM141 259H142V260H141ZM152 259L150 258V260H152ZM182 259H183V261H181ZM245 259H247L248 261H246ZM258 259H259V260H258ZM121 260H123L124 262L121 261ZM131 260H132V262H131ZM136 260H137V261H136ZM172 260H173V261H172ZM201 260H202V261H201ZM207 260H208V261H207ZM233 260H235V262H234ZM239 260H240V261L242 260V262L238 263ZM254 260H255V261H254ZM112 261H113V262H112ZM133 261H134V262H133ZM138 261H139V262H138ZM148 261H149V262H148ZM185 261H186V262H185ZM188 261H189V262H188ZM190 261H191V262H190ZM259 261H260V262H259ZM103 262L106 263L105 260H103ZM121 262H122V263H121ZM140 262H142V263H140ZM184 262H185V263H184ZM208 262H209V263H208ZM228 262H229V261H227V262H221V263H223V264H226V263L229 264ZM243 262H245V263H243ZM107 263H106V264H107ZM173 264H174V263H173ZM218 264H219V263H218ZM250 264H251V263H250ZM263 264H264V263H263Z\"/></svg>",
	"mask_w": 264,
	"mask_h": 264
}]
</instances>
